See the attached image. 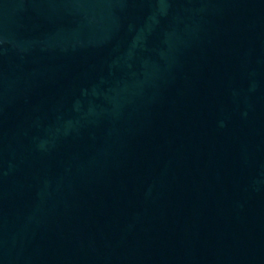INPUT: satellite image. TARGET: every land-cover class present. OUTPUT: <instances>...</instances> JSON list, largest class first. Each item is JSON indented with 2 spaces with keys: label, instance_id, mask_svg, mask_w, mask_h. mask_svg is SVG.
Returning <instances> with one entry per match:
<instances>
[{
  "label": "water",
  "instance_id": "water-1",
  "mask_svg": "<svg viewBox=\"0 0 264 264\" xmlns=\"http://www.w3.org/2000/svg\"><path fill=\"white\" fill-rule=\"evenodd\" d=\"M0 264H264V0H0Z\"/></svg>",
  "mask_w": 264,
  "mask_h": 264
}]
</instances>
